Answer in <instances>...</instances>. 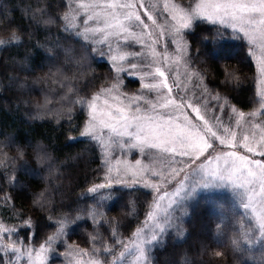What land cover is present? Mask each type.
<instances>
[{"label":"trees","instance_id":"1","mask_svg":"<svg viewBox=\"0 0 264 264\" xmlns=\"http://www.w3.org/2000/svg\"><path fill=\"white\" fill-rule=\"evenodd\" d=\"M67 11L66 0H0V41H13L0 47V222L33 248L63 226L53 247L105 262L144 225L153 195L139 187L89 192L106 170L98 148L80 138L86 115L76 101L99 93L115 74L65 28ZM186 39L191 66L208 89L226 94L239 111L258 109L244 39L201 21ZM132 85L127 79L123 89L133 93ZM182 226L181 241L167 234L152 248V264L246 263L231 245L212 243L214 219L206 207H193Z\"/></svg>","mask_w":264,"mask_h":264},{"label":"rangeland","instance_id":"2","mask_svg":"<svg viewBox=\"0 0 264 264\" xmlns=\"http://www.w3.org/2000/svg\"><path fill=\"white\" fill-rule=\"evenodd\" d=\"M66 2L68 11L65 17L68 19L64 17L65 28L88 44L99 60L110 64L115 74L114 81L99 93L90 99L76 101L86 115L80 138L89 139L98 148L106 170L101 182L95 186L104 184L106 187L98 188L97 191L133 187L150 191L153 195L151 211H155V206L159 205L160 218L176 209L173 212V227L168 229L165 235L171 234L178 241L185 236L182 224L191 209L196 205L206 207L214 219L215 231L212 243L215 247L231 245L245 256V264H264V236L259 227L260 214L264 211V207L260 197L257 195L251 207L245 209L243 203H247V200L242 203L237 193L244 192L251 185L245 181V188L239 189L234 188L227 178L223 181L219 180L218 176L227 166L223 160L216 159L224 153L236 152L237 155L246 156L250 161H260L264 164V155L259 154L264 152V121L260 115H252L260 113L261 103L258 109L251 113L237 110L231 105L226 94L208 89L201 73L191 66L186 39L189 31L182 30L178 36L176 28L183 19L187 18L188 6L191 4V7L195 8L201 0H193L189 5H181L174 0H66ZM237 2L258 4L259 0H237ZM111 5L115 7H110ZM123 5H132V7H123ZM128 13L140 15L143 23L135 21L134 15L129 21L126 19ZM90 15L94 19L88 20ZM244 15L247 17L248 14ZM106 20L113 26L120 24L127 26L128 33L119 29V36L107 35L108 32L117 29L105 28ZM196 22L200 21L194 23ZM212 25L225 28L239 37L244 36L243 32L238 30L239 25L237 29L223 23ZM95 27L105 31L96 33L95 36L91 33L87 36L82 35L85 28ZM246 27L253 37V39L249 37L243 39L249 46L255 66V86L258 96L261 89H264V75L260 73V65L264 61V40L260 35L261 26L246 25ZM105 37L106 42L100 43L99 41L104 40ZM130 52L141 53L143 56H127ZM120 55H125L126 59L120 60ZM113 56L116 60L112 59ZM145 60L151 62V67H145ZM132 63L137 64L136 69H132ZM157 68L165 73L164 77L159 76L156 72ZM127 79L137 82V85L131 86L135 90L133 93L123 89ZM151 83L167 84L168 87L149 91L145 88V84ZM169 88L171 92L168 91ZM216 96L221 97L220 101L213 99ZM180 98H186L193 106L182 104ZM166 99L170 101L167 104H165ZM198 99L199 103H197ZM258 99L260 102L259 96ZM80 101L90 102L95 108L86 107ZM218 103L223 106L222 110L217 107ZM137 107L140 108L139 113L135 111ZM196 108H199V113ZM120 113L128 117L129 123H134L133 116L143 117L148 126L154 129L150 139H155L157 143L166 141L162 148L146 147L144 152L139 148H129L127 136L116 137L104 127L107 123L122 129V122L111 118ZM239 113L244 114L243 118L239 117ZM93 115L96 117L95 121L92 120ZM201 116L203 119L200 118ZM149 117L152 118L151 121ZM93 125V134L97 135L99 140L82 136L85 129ZM225 127L229 128V134L224 133ZM209 129L229 143L221 144L219 139L211 136ZM128 131L131 132L133 129L129 128ZM169 133L171 136L191 135L187 144H181L179 141L171 142ZM230 133H235L234 140ZM200 137L203 139L201 140ZM205 142L211 143L213 147L202 152L197 151L204 147ZM164 147L169 151H163ZM248 147L253 151L249 152ZM186 150L191 152V155H183ZM137 160L140 161L139 164L136 163ZM224 175L227 176L226 173ZM146 183L156 187H144ZM205 183L209 186L204 187ZM178 189L179 195H176ZM256 192H259V185L256 186ZM189 193L191 195H187ZM155 223L156 221L148 220L147 217L144 225L139 228L143 229L142 237L154 230ZM61 237L63 238V235L57 240ZM138 242L133 235L126 246L131 249ZM53 245L54 241L51 246H45L43 251L41 247L26 246L18 238L15 229L0 222L1 264H33V262L40 264L37 254L44 258V264H89L90 261H98L80 251L61 250ZM13 248L17 249L15 253L12 252ZM124 251L125 247L121 252ZM120 253L114 259L98 262L99 264H138L135 255L126 253L121 257ZM149 264H152L151 259Z\"/></svg>","mask_w":264,"mask_h":264},{"label":"snow or ice","instance_id":"3","mask_svg":"<svg viewBox=\"0 0 264 264\" xmlns=\"http://www.w3.org/2000/svg\"><path fill=\"white\" fill-rule=\"evenodd\" d=\"M83 7V6H82ZM110 7H115V5H111ZM123 7H132V5H123ZM247 13V17L244 15ZM134 20L141 21V17L138 14L128 13L126 16V19L131 21ZM186 19H183L179 25L178 28H176V33L179 36L181 34L182 30L192 31L194 27L195 21H201V22H211L212 24L216 23H223L228 26H231L233 29H237V25H239V31L243 32L244 36L239 37L240 39H243L244 37H249L250 39H253L252 34L247 30L246 25L251 26H261V39L264 40V0H259V3H241L237 2V0H201L200 3H197L195 8L191 7V4L188 6L187 12H186ZM227 17V19H226ZM259 17V18H257ZM151 19V17H149ZM65 19H68V17H65ZM94 19L93 16H88V20ZM175 19V17H173ZM87 23V21H85ZM115 27L117 30H113L111 32H108L107 35L109 36H119L120 31L119 29H122L123 32L128 33L129 29L125 25H111L107 20L105 21V28H111ZM105 29L95 27V28H85V31L82 35L87 36L88 33H91L93 36H95L96 33L103 32ZM13 40H18V38L14 37ZM13 41L9 42H3L0 41V46H3L6 43H11ZM100 43L106 42V37L104 40L99 41ZM137 42L139 40L137 39ZM180 51H183V49H180ZM127 56H143L141 53H127ZM113 60H116V57H112ZM120 60H125V55L119 56ZM132 69H136L137 64L132 63L131 65ZM145 67H151V62H148L145 60ZM156 72L159 74L160 77H164L165 73L161 71L159 68L156 69ZM260 73L261 75H264V61L261 62L260 65ZM151 75V73H149ZM199 74H197L198 76ZM198 86V85H197ZM165 87L167 88V84L161 85L160 83H151V84H145V88H147L149 91H157L160 88ZM169 92H171V88L168 89ZM258 96L260 98L261 103V111L260 113H253V116L260 115L261 117H264V89H261V91L258 93ZM182 104H187V106L191 107L193 106L191 103H189L186 98H180ZM213 99L216 101H220L221 97L216 96ZM148 102L147 100L145 101ZM167 99L165 100V104L169 103ZM80 103L86 107L89 108H95V105L86 102V101H80ZM197 103H199V99L197 100ZM179 106V105H178ZM155 107V105H153ZM217 107L222 110V107L219 103L217 104ZM205 108H207V104H205ZM136 113L140 112V108L137 107L135 109ZM196 111L199 113V108H196ZM233 112H235V109H233ZM244 114L239 113V117L243 118ZM112 119H116L122 122V129L118 128L114 124H104V127L108 128L112 134H114L116 137H124L127 136L129 138L128 147L129 148H139L141 152H144L145 148H153V149H160L162 148L163 143L166 141H161L160 143H157L155 139H150V137L153 134L154 129L148 126V123L145 122L143 117L140 116H133L132 120L134 123L128 122V117H126L123 113H120L118 116L111 117ZM203 119V117H200ZM96 117L93 115L92 120L95 121ZM149 121L152 120L151 117L148 118ZM93 126H90L89 128H86L85 131L82 133V136L90 137L93 140H99L100 138L97 135L93 134ZM259 127V124L257 125ZM131 128L133 131L129 132L128 129ZM161 132L163 129L160 130ZM211 136L215 137L216 139H219L221 144L229 143L228 140L222 139L217 136V133L214 131H211ZM224 133L229 134V128L225 127L223 129ZM191 134H183V135H176L171 136L169 133L168 136L170 138L171 142L179 141L181 144H187L189 140V136ZM232 136V139H235V133H230ZM202 140L203 137H200ZM245 140L247 137L244 138ZM121 147L123 145L121 144ZM213 145L211 143H204V147L202 149H197V151L202 152L204 149L212 148ZM247 147V145H245ZM163 151L168 152L169 149L164 147ZM248 151L252 152L253 149L251 147H248ZM183 155H191V152L184 151L182 153ZM260 155H264V152L259 153ZM216 159L223 160L224 164L227 166L223 169V172L218 176V179L223 181L224 179H228L231 181L232 186L234 188L244 189L245 188V181L251 185V187L247 188L244 192H238L237 194L241 197L242 203L244 200H247V203H243V206L245 209H248L251 207L252 203L255 201L256 196L259 195L260 200L262 202V207H264V164H262L260 161H250L246 156L237 155L236 152H228L224 153L221 156H217ZM137 164L140 163L139 160L136 161ZM224 173L227 174V176L224 175ZM215 175V173H213ZM235 177V179H233ZM259 185V192H256V186ZM204 187H208L209 184L205 183L203 185ZM106 185L101 184L98 185L95 188L89 189V192L94 193L98 190V188H104ZM144 187H152L155 188V185L145 184ZM182 187V186H181ZM158 190V189H157ZM176 195H179V189L176 192ZM191 195V193L187 194ZM187 198V197H185ZM171 207V205H169ZM177 207H179V203H177ZM155 211H150L148 213V220L156 221L154 225V230L147 234L143 235V229H137L136 233L134 234L139 241L138 243L134 244L131 249H129L127 246H125V251L120 253L121 257H124L125 254L135 255L136 260L138 264H149L151 256L150 253L152 251V247L157 244L163 243V239L165 234L167 233L168 229L173 227L172 224V218H173V212H175L176 209H173L172 212H167L165 215L160 218L159 217V205L155 206ZM260 229L262 230V236H264V211L260 214ZM11 231V230H9ZM63 234V226L60 227V231L57 233V236H49L47 237L45 244L41 245V251L45 249V245L50 244L54 239L59 238ZM18 242V241H17ZM17 249L13 248L12 252L15 253ZM54 251V250H53ZM107 251V250H106ZM138 254V255H137ZM219 255V253H217ZM29 260H31V257H29ZM37 260L40 261V264H44V258L40 257L39 254H37ZM35 264V262H33ZM89 264H99V262H89Z\"/></svg>","mask_w":264,"mask_h":264}]
</instances>
